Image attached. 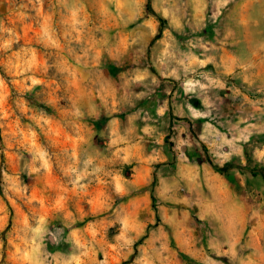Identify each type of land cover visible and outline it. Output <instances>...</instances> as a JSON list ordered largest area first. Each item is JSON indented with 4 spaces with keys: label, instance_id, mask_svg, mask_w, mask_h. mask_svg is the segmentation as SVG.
<instances>
[{
    "label": "rangeland",
    "instance_id": "374dc122",
    "mask_svg": "<svg viewBox=\"0 0 264 264\" xmlns=\"http://www.w3.org/2000/svg\"><path fill=\"white\" fill-rule=\"evenodd\" d=\"M149 3L0 0V264H205L212 178L264 215V75L216 57L264 0Z\"/></svg>",
    "mask_w": 264,
    "mask_h": 264
},
{
    "label": "crops",
    "instance_id": "0c3cea01",
    "mask_svg": "<svg viewBox=\"0 0 264 264\" xmlns=\"http://www.w3.org/2000/svg\"><path fill=\"white\" fill-rule=\"evenodd\" d=\"M216 55L223 74L264 75V53ZM255 102L260 104V99ZM208 186L205 264H213L212 257L217 254L223 264H264V215L261 217L258 208L247 207L244 199L248 196L236 192L243 189V181L232 184L223 178H212Z\"/></svg>",
    "mask_w": 264,
    "mask_h": 264
},
{
    "label": "trees",
    "instance_id": "16d2710c",
    "mask_svg": "<svg viewBox=\"0 0 264 264\" xmlns=\"http://www.w3.org/2000/svg\"><path fill=\"white\" fill-rule=\"evenodd\" d=\"M146 9L147 10H150V3H149V0H147V4H146ZM157 19L159 21H162V19L160 17H157ZM159 38V35H157L154 40L158 39ZM247 160H248V157H247ZM211 166L213 167V169L221 174H225L226 172H228L230 169L234 168V166L230 163H227L225 165H223L222 167H218L216 165H212ZM235 168H238V169H242V170H245V171H248L245 167H235ZM251 173L253 174V176H256L255 174L257 173L258 176L261 178L262 182L264 183V167H257L255 170H250ZM248 171V172H250ZM153 209L154 211L156 212V209L155 207L153 206ZM127 262H124L122 264H126Z\"/></svg>",
    "mask_w": 264,
    "mask_h": 264
}]
</instances>
